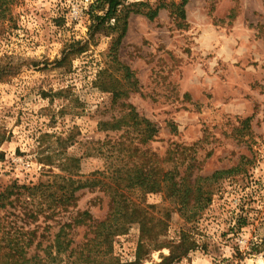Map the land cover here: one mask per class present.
Wrapping results in <instances>:
<instances>
[{
	"label": "rangeland",
	"instance_id": "obj_1",
	"mask_svg": "<svg viewBox=\"0 0 264 264\" xmlns=\"http://www.w3.org/2000/svg\"><path fill=\"white\" fill-rule=\"evenodd\" d=\"M95 1L7 5L0 20V193L14 183H48L70 158L79 160L75 173L84 181L110 167L112 152L127 162L130 153L116 145L121 136L128 145L127 135H136L137 114L157 129L141 152L178 169L180 178L185 171L195 178L238 168L212 185V204L191 221L163 194L131 196L149 226L167 223L166 245H193L175 264H264V0H126L119 28L112 20L105 27L113 31L91 36ZM124 23L127 31L113 50ZM103 80L117 84L124 107L101 90ZM76 195L70 215L48 223L40 218L30 228L41 226L39 235L52 240L57 223L77 212L96 221L108 216L107 193L86 188ZM46 225L52 227L47 234ZM87 234L77 228L69 238L78 246ZM140 241L133 224L114 239L113 256L134 264ZM155 247L146 245L141 264L170 255Z\"/></svg>",
	"mask_w": 264,
	"mask_h": 264
},
{
	"label": "trees",
	"instance_id": "obj_2",
	"mask_svg": "<svg viewBox=\"0 0 264 264\" xmlns=\"http://www.w3.org/2000/svg\"><path fill=\"white\" fill-rule=\"evenodd\" d=\"M9 1L0 0V20L9 10L7 6ZM125 1L96 0L90 6L88 13L93 22L89 28L90 35L95 36L104 29L113 31L111 27H105L112 20L115 21L114 28L118 29L119 14ZM99 12L103 15L100 16ZM121 30L122 35L112 47L113 50L127 31L126 23L122 25ZM62 61L64 56L61 61H57L58 65H61ZM116 86L117 84L104 80L100 82L102 91L112 93L113 103L119 102V106L124 107L125 103L121 102L122 92L116 91L114 89ZM134 120L140 121V124L135 126L134 139L128 137L126 133L130 131L127 130L124 134L127 135L126 141L129 140L128 145L122 141V136L116 145L122 147L120 152L130 153L127 162L120 154L116 156L112 152L108 157L112 160L110 167L106 168L104 173L88 176L84 181L83 177L78 179V174L75 173L79 160L70 158L58 165L62 175H53L48 183L21 186L14 183L0 193V264H122L112 254L113 242L116 237L127 234L133 224L139 225L141 233L134 264H141L148 243H156L155 249H170V255L160 264H175L193 249L192 244L185 245L184 242L178 245L175 243L166 245L163 239L166 237L167 223L159 221L156 225L149 226L146 217L148 214L143 206L137 203L138 200H132L131 196L163 194L180 206L178 211L186 221H191L200 217V212L212 204L214 194L209 191L212 185L225 177L233 176L238 168L218 171L208 177L195 178L190 177L191 174L185 171L184 178H180L178 169L168 170L162 163H153V156L149 157L141 152V146L153 140L157 129L150 121L139 118L137 114L134 115ZM65 146L68 149L72 143L68 141ZM203 183L208 184V190H204ZM86 188L91 190L99 188L108 194L110 208L108 216L103 221L94 220L89 212H77L76 216L69 217L68 221L57 223L58 232L53 235L52 240L45 233L39 235L41 226L30 228V224H37L40 218H43L44 223H48L54 221L55 217L61 219L70 215V212L77 208L76 193ZM192 201L193 205L189 209ZM14 203L21 206H14ZM10 207L14 210L20 208L18 214L8 212L7 209ZM2 211H6L7 216L2 215ZM188 213L191 217L187 216ZM11 217L14 218L10 219ZM77 228H85L88 234L85 243L75 246V241L69 238V235ZM51 229L49 225L44 227L46 234ZM144 238H147L148 242H144Z\"/></svg>",
	"mask_w": 264,
	"mask_h": 264
}]
</instances>
